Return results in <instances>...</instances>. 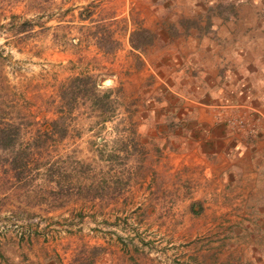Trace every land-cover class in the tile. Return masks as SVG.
<instances>
[{
  "label": "rangeland",
  "instance_id": "374dc122",
  "mask_svg": "<svg viewBox=\"0 0 264 264\" xmlns=\"http://www.w3.org/2000/svg\"><path fill=\"white\" fill-rule=\"evenodd\" d=\"M207 6L0 0V116L18 126L13 149L43 162L39 174L30 159L15 174L0 149V264H264V186H242L235 160L207 158L208 135H195L194 115L213 118L194 109L200 97L185 77ZM124 24L149 30L151 40L134 49L127 34L129 50L91 59L93 30L104 42ZM117 37L123 42L125 30ZM82 73L99 84L71 103L65 133L36 149L31 138L60 113L59 89ZM223 116L227 137L242 118Z\"/></svg>",
  "mask_w": 264,
  "mask_h": 264
},
{
  "label": "crops",
  "instance_id": "0c3cea01",
  "mask_svg": "<svg viewBox=\"0 0 264 264\" xmlns=\"http://www.w3.org/2000/svg\"><path fill=\"white\" fill-rule=\"evenodd\" d=\"M206 1V33L198 53L189 54L192 74L185 77L189 80L188 91L202 99L196 101L200 106L194 109L213 116L203 121L194 115L196 123H201L195 135L205 133V141L212 144L207 154L204 150L195 154L205 153L214 160H235L230 167L241 176L242 186H255V182L256 186H264V0ZM121 27L111 29L106 35L109 40L104 42L96 40L105 38L100 34L102 29L93 30L91 59L115 57L122 47L129 50L126 41L131 27ZM123 29L125 39L121 42L117 33ZM202 52L204 57L200 61ZM223 115L242 118L227 137L219 133V118ZM223 146L227 149L221 150ZM189 157L194 158L193 153Z\"/></svg>",
  "mask_w": 264,
  "mask_h": 264
},
{
  "label": "trees",
  "instance_id": "16d2710c",
  "mask_svg": "<svg viewBox=\"0 0 264 264\" xmlns=\"http://www.w3.org/2000/svg\"><path fill=\"white\" fill-rule=\"evenodd\" d=\"M189 29L190 28L186 30L188 31ZM151 36L152 33L149 30L145 28H135L129 31L128 41L132 48L142 49V46L151 40ZM102 39L104 38L102 37ZM98 79V76L94 77L90 73L76 74L59 89L58 95L62 103L59 109L60 113L51 119L49 130L36 133V135L31 138L30 143L33 144L36 149L40 148L42 146V142L47 138L52 139L54 135L61 137L65 133L66 128L63 125V121L66 118L65 112L70 109L71 103L76 101L78 97L82 99V101L88 97H91V90H93L95 86L99 84ZM107 97L108 92H103L99 98H93L99 111H103L106 108L108 101ZM63 106L65 109H63ZM17 134L18 126L11 122L4 121V118L0 116V149L2 151L8 152L11 155L9 163L13 171H15L17 168L15 174H17L19 170L25 166L28 159H30L33 167L37 169V174H39L40 171H38V169L43 165V162L38 158L39 156L32 157V155L27 152V147L19 146L18 148L13 149ZM44 170H47L51 173L54 171L51 165L45 167ZM44 193L50 194L52 199H55L57 195L54 189H51V187H48L47 190L45 189ZM41 198L44 199L45 197Z\"/></svg>",
  "mask_w": 264,
  "mask_h": 264
}]
</instances>
